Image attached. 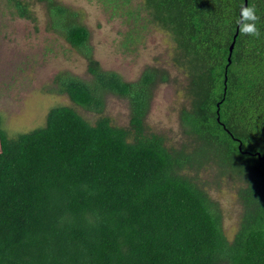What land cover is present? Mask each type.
<instances>
[{
  "label": "trees",
  "instance_id": "1",
  "mask_svg": "<svg viewBox=\"0 0 264 264\" xmlns=\"http://www.w3.org/2000/svg\"><path fill=\"white\" fill-rule=\"evenodd\" d=\"M11 1L35 19L33 3ZM44 1L52 27L85 55L93 77L58 74L55 91L98 114L107 93L127 98L130 123L107 115L91 123L60 105L44 127L10 137L0 116V264H264V0L247 1L261 18L260 39L239 33L245 0L139 6L170 34L174 61L189 76L186 138L177 146L145 122L168 72L149 66L125 81L103 70L77 12ZM225 184L238 194L232 239L212 192Z\"/></svg>",
  "mask_w": 264,
  "mask_h": 264
},
{
  "label": "rangeland",
  "instance_id": "2",
  "mask_svg": "<svg viewBox=\"0 0 264 264\" xmlns=\"http://www.w3.org/2000/svg\"><path fill=\"white\" fill-rule=\"evenodd\" d=\"M27 1L34 4L30 8L35 19L19 16L11 0H0V116L9 136L44 127L49 111L60 105L72 107L91 123L107 115L113 124L127 126V98L107 93L104 111L98 114L55 91L58 74L91 80L88 60L52 27L46 1ZM56 1L77 12L76 21L89 29L88 43L103 70L116 71L125 81L139 80L149 66L168 72L166 80L155 83L145 122L149 131L166 135L167 144L179 145L186 138L180 111L189 105V76L174 61L170 34L139 7L143 0H118L117 9L104 0ZM212 192L224 212L225 235L232 239L238 229L237 190L225 184Z\"/></svg>",
  "mask_w": 264,
  "mask_h": 264
},
{
  "label": "clouds",
  "instance_id": "3",
  "mask_svg": "<svg viewBox=\"0 0 264 264\" xmlns=\"http://www.w3.org/2000/svg\"><path fill=\"white\" fill-rule=\"evenodd\" d=\"M260 19L256 7L251 4H242L239 17L236 20L239 33L242 36L260 39L261 31L258 27Z\"/></svg>",
  "mask_w": 264,
  "mask_h": 264
},
{
  "label": "water",
  "instance_id": "4",
  "mask_svg": "<svg viewBox=\"0 0 264 264\" xmlns=\"http://www.w3.org/2000/svg\"><path fill=\"white\" fill-rule=\"evenodd\" d=\"M247 1L248 0H245V4H247ZM234 41L231 43V45H230V56H231V54H232V51H233V47H234ZM229 56V61H230V57ZM257 155L260 157V158H264V155H262L260 152H257Z\"/></svg>",
  "mask_w": 264,
  "mask_h": 264
}]
</instances>
